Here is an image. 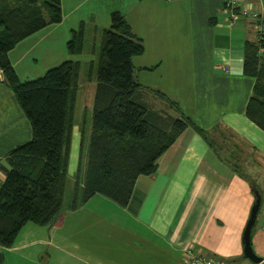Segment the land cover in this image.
<instances>
[{
  "label": "crops",
  "instance_id": "0c3cea01",
  "mask_svg": "<svg viewBox=\"0 0 264 264\" xmlns=\"http://www.w3.org/2000/svg\"><path fill=\"white\" fill-rule=\"evenodd\" d=\"M242 1L264 11V0ZM225 2L61 0L59 22L9 50L17 75L16 64L23 60L32 68L43 47L46 53L59 47V54H48L52 66L72 59L88 67L95 55L88 58L84 49L70 54L69 37L82 23L86 36L87 22L109 27L118 12L144 45L132 57L140 83L136 99L153 123L189 122L156 170L137 177L127 205L95 193L74 209L65 206L50 225L39 224L44 230L33 238L25 234L35 224L26 222L3 249L4 264H186L188 250L226 264H264V130L245 115L255 79L243 71L244 43L259 31L250 17L231 23ZM167 83L176 94L167 95ZM151 93L161 101L152 103ZM178 101L181 109L174 107ZM30 137V124L0 69V164L5 167L6 152ZM4 177L0 166V181ZM257 194L251 246L259 262L244 256L242 239Z\"/></svg>",
  "mask_w": 264,
  "mask_h": 264
},
{
  "label": "trees",
  "instance_id": "16d2710c",
  "mask_svg": "<svg viewBox=\"0 0 264 264\" xmlns=\"http://www.w3.org/2000/svg\"><path fill=\"white\" fill-rule=\"evenodd\" d=\"M61 19V0H0V69L31 129L29 140L6 152L7 165L0 164L5 173L0 181V264L3 249L28 221L50 225L65 206L74 209L95 193L127 205L137 177L156 170L158 158L189 122L176 118L169 126L153 123L147 106L136 99L140 83L132 57L141 54L144 45L114 12L102 31L97 60L86 68L85 79L95 81L91 131H80L76 175L83 169V176H75L74 191L67 196L69 128L74 124L69 115L80 86V62L66 59L35 79L21 81L8 57L17 42ZM262 32L244 43L243 71L255 79L245 115L264 130ZM84 37L82 23L67 41L70 54L84 49Z\"/></svg>",
  "mask_w": 264,
  "mask_h": 264
},
{
  "label": "rangeland",
  "instance_id": "374dc122",
  "mask_svg": "<svg viewBox=\"0 0 264 264\" xmlns=\"http://www.w3.org/2000/svg\"><path fill=\"white\" fill-rule=\"evenodd\" d=\"M241 3H242V5H244L243 1ZM85 25H86L85 29H86V33H87V36L85 34V37L83 39L85 56H88V58H91L93 55H95V60H97L98 54L100 52L99 40L102 37L103 28L96 27L93 24H91L90 22L85 23ZM96 30H97V32H96ZM70 38H71V36L69 37V39ZM90 46L92 48H90ZM55 48L56 47H54L52 49V51L46 53V48L43 47L42 52H40L37 55V58H38L37 63L32 68L30 67L31 65L28 62H25L23 60L21 62H18L16 64V69L18 70L19 79L21 81L28 80V79H35V78L43 75L45 73V71L48 68H50V66L53 67L51 64L48 63V60L52 58V57H49L48 54H50V53L51 54H59V47H58V51ZM89 49H93V50L91 52H88ZM92 53H94V54H92ZM72 55H74V54H72ZM81 57L83 58V56H81ZM81 68H82L81 74H82L84 80L80 81L81 83H80V86L78 87L77 100H76L74 112L71 115V117L69 115V120H71L73 118L72 122L74 123L72 126H70L69 130H70V132L73 130L76 135L72 134L73 137L71 139V144H70L71 149H70V156H69L68 166H67V176H70V177L68 178V182H67V196H69V194L73 193V191H74V183H75L74 176H80V173H81V176H83V169L78 173V175H76L77 165L79 163L78 155H79L80 131L82 130V127H84L85 135H88L90 133V131H91V124L90 123H92V117H93L91 107H92V103H93L95 84H94V81H91V80L89 81V80H87V78L85 79L86 68H87L85 63L82 64ZM84 70H85V72H84ZM152 85H158V84H152ZM171 87H172V84L167 83V84H165V86H163V89H165L166 91L167 90L170 91ZM173 93H175V92L170 91L169 93H167V95H170ZM149 96H150V101L152 103H154V101H157V102L161 101V99L154 93H151ZM178 104H179V107L177 105L174 107L181 109L183 102L178 101ZM152 107L158 109L155 105H153ZM152 110H155V109H152ZM155 111H157V110H155ZM70 124H71V121H70ZM67 130H68V123H67L66 132H67ZM85 157H86V154H84V157L81 158L83 163H84ZM5 163H6V161H5ZM5 165H7V163ZM28 222H30L31 224H35V226L31 229L33 232L32 231L26 232L25 237L33 238V237L39 235L41 233V230H44V227H41V225L39 226V224L37 225V223H35L33 221H28ZM35 228H36V230H35ZM38 228H40L41 230ZM29 238H27V239H29ZM4 260H5V256H4Z\"/></svg>",
  "mask_w": 264,
  "mask_h": 264
},
{
  "label": "built area",
  "instance_id": "2783aa9c",
  "mask_svg": "<svg viewBox=\"0 0 264 264\" xmlns=\"http://www.w3.org/2000/svg\"><path fill=\"white\" fill-rule=\"evenodd\" d=\"M242 0H226L225 9L231 23L238 21L241 17H250L256 19V27L259 32L264 30V11L259 12L251 6L242 5ZM186 264H226L218 259L202 254L201 252L188 250Z\"/></svg>",
  "mask_w": 264,
  "mask_h": 264
},
{
  "label": "water",
  "instance_id": "95a60500",
  "mask_svg": "<svg viewBox=\"0 0 264 264\" xmlns=\"http://www.w3.org/2000/svg\"><path fill=\"white\" fill-rule=\"evenodd\" d=\"M260 201H261V198L257 194V198L251 208L250 216H249V219L247 221V224L245 226V229L243 231V236H242L244 256L247 258H250L251 260L255 262H259L261 260V257L257 256L252 249L251 233L255 225L257 214L260 208Z\"/></svg>",
  "mask_w": 264,
  "mask_h": 264
}]
</instances>
